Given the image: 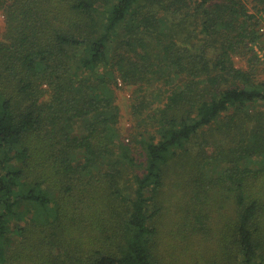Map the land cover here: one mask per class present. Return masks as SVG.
Returning <instances> with one entry per match:
<instances>
[{
  "label": "trees",
  "instance_id": "1",
  "mask_svg": "<svg viewBox=\"0 0 264 264\" xmlns=\"http://www.w3.org/2000/svg\"><path fill=\"white\" fill-rule=\"evenodd\" d=\"M262 11L0 0V264H264Z\"/></svg>",
  "mask_w": 264,
  "mask_h": 264
},
{
  "label": "rangeland",
  "instance_id": "2",
  "mask_svg": "<svg viewBox=\"0 0 264 264\" xmlns=\"http://www.w3.org/2000/svg\"><path fill=\"white\" fill-rule=\"evenodd\" d=\"M251 12H255L252 8L250 9ZM264 16V11L259 13V17H263ZM3 21V16L0 14V24H2ZM258 47H263L264 48V43L262 42V40L259 41V43H257L256 45H253V52L254 54L257 56V58L260 61H263L261 58H259L258 53H257V48ZM236 64L239 67H245L246 66V60H241V59H236ZM261 79L264 80V73L261 74ZM136 89L135 87L131 86V87H126L125 90H120L119 91V103L121 105V109H122V123L121 126L123 127V129L127 132H125L127 135L130 134V132L132 130H134V126L137 124V120L135 119V117L133 116V107H134V103L136 101H138V96H136ZM171 203V208H168V214L165 217L166 221H170L171 219V215L172 213L176 212V208H177V203H178V196H173V198H171L170 200ZM170 219V220H169ZM166 231L168 230L165 229ZM165 240L167 242V244L170 243L169 239L167 237H165ZM168 245H166L167 247ZM171 248V246H169ZM171 250L173 251V249L171 248ZM190 255H186L184 254L183 258L180 259V261H177L176 264H180V262L182 264H188L186 262H189L190 259Z\"/></svg>",
  "mask_w": 264,
  "mask_h": 264
},
{
  "label": "built area",
  "instance_id": "3",
  "mask_svg": "<svg viewBox=\"0 0 264 264\" xmlns=\"http://www.w3.org/2000/svg\"><path fill=\"white\" fill-rule=\"evenodd\" d=\"M258 31H259V35L261 36V40L264 43V16L260 18ZM256 48L259 58H261L264 61V48L258 46H256Z\"/></svg>",
  "mask_w": 264,
  "mask_h": 264
}]
</instances>
